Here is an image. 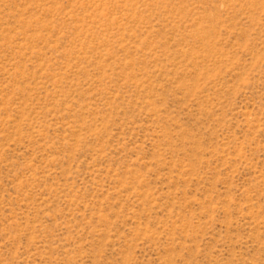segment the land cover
Masks as SVG:
<instances>
[{"label": "rangeland", "instance_id": "1", "mask_svg": "<svg viewBox=\"0 0 264 264\" xmlns=\"http://www.w3.org/2000/svg\"><path fill=\"white\" fill-rule=\"evenodd\" d=\"M0 264H264V0H0Z\"/></svg>", "mask_w": 264, "mask_h": 264}]
</instances>
